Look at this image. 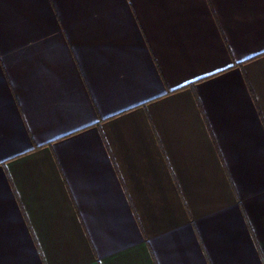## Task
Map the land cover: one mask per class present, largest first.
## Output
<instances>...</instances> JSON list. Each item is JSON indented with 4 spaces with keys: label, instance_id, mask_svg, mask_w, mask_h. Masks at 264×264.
<instances>
[{
    "label": "crops",
    "instance_id": "1",
    "mask_svg": "<svg viewBox=\"0 0 264 264\" xmlns=\"http://www.w3.org/2000/svg\"><path fill=\"white\" fill-rule=\"evenodd\" d=\"M0 264H264V0H0Z\"/></svg>",
    "mask_w": 264,
    "mask_h": 264
}]
</instances>
